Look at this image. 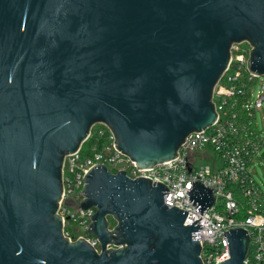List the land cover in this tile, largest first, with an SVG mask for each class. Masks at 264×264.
Listing matches in <instances>:
<instances>
[{
    "label": "water",
    "instance_id": "obj_1",
    "mask_svg": "<svg viewBox=\"0 0 264 264\" xmlns=\"http://www.w3.org/2000/svg\"><path fill=\"white\" fill-rule=\"evenodd\" d=\"M241 43L264 76V0H0V264H202L200 218L184 226L166 186L103 165L69 204L94 209L99 252L69 241L62 167L96 125L139 169L175 159L214 124L213 89ZM223 238L217 264H245L247 232Z\"/></svg>",
    "mask_w": 264,
    "mask_h": 264
},
{
    "label": "built area",
    "instance_id": "obj_2",
    "mask_svg": "<svg viewBox=\"0 0 264 264\" xmlns=\"http://www.w3.org/2000/svg\"><path fill=\"white\" fill-rule=\"evenodd\" d=\"M249 51L246 43L232 46L228 67L213 89L212 101L217 114L214 124L187 136L177 157L171 161L139 169L115 148L114 137L106 126L92 128L94 131L91 130L87 139L94 136L97 143L84 152L81 147L64 159L63 189L57 211L64 237L69 241L84 239L99 252L98 240L88 233L94 209L83 211L69 204H79L84 199L85 174L95 165H103L110 173L123 170L130 179L142 177L166 186L164 205L187 212L184 226L200 218L196 224L201 228L193 235H200L202 264H217L226 256L224 232L234 228L244 229L249 237L245 264H264V191L249 171L252 159L264 144L254 125V112L264 106V76L257 77L247 70ZM257 79H260V88L251 102ZM197 183L212 193L213 203L204 209L205 194L196 191V201L190 195ZM72 225L80 235L71 232Z\"/></svg>",
    "mask_w": 264,
    "mask_h": 264
},
{
    "label": "rangeland",
    "instance_id": "obj_3",
    "mask_svg": "<svg viewBox=\"0 0 264 264\" xmlns=\"http://www.w3.org/2000/svg\"><path fill=\"white\" fill-rule=\"evenodd\" d=\"M259 88H260V79H257L256 84L254 85L251 92V97H250L251 102L255 101ZM254 116H255L254 118L255 128L258 131V133L261 135V137L264 139V106L261 109L255 111ZM249 171L251 172V176L253 180L260 187V189L264 191V144L260 149L259 153L252 159L249 166ZM77 230H78L77 227L72 225L71 232L76 236L80 235V232H78Z\"/></svg>",
    "mask_w": 264,
    "mask_h": 264
},
{
    "label": "trees",
    "instance_id": "obj_4",
    "mask_svg": "<svg viewBox=\"0 0 264 264\" xmlns=\"http://www.w3.org/2000/svg\"><path fill=\"white\" fill-rule=\"evenodd\" d=\"M251 84H253V82H251V83H249V85H248V90H249V87H250V85ZM92 131H94V129L92 130ZM95 143H97V141H95V138H94V136H91L89 139H87L84 143H83V145H82V151L84 152L91 144H95ZM86 155V154H85ZM110 227H113L114 226V223L110 220Z\"/></svg>",
    "mask_w": 264,
    "mask_h": 264
}]
</instances>
